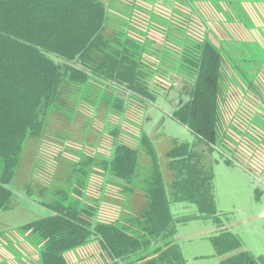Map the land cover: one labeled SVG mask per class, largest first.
I'll return each mask as SVG.
<instances>
[{
  "label": "trees",
  "instance_id": "16d2710c",
  "mask_svg": "<svg viewBox=\"0 0 264 264\" xmlns=\"http://www.w3.org/2000/svg\"><path fill=\"white\" fill-rule=\"evenodd\" d=\"M152 1L0 0V212L14 207L17 190L48 212L17 229L33 264H68L66 253L94 242L108 264H185L177 226L219 221L208 159L218 152L214 145L236 90L251 89L256 100L264 99V61H251L249 74L237 63L236 48L207 38L180 41L168 30L154 47L148 31L133 24L140 13H152L143 4ZM165 1L172 7L175 0ZM180 1L196 12L203 0ZM160 63L173 67L166 90L175 91L177 103L169 101V116L196 143L171 139L163 150L164 141L148 128L140 125L129 137L119 121L108 132L95 131L100 113L107 119L134 103L138 120L159 100L156 87L165 82L154 78L167 71ZM90 82L108 94H88ZM92 131L111 139L110 158L82 151ZM41 158L51 165L48 183L36 180ZM223 162L233 165L225 157ZM92 175L116 188L113 215L98 210L105 199L84 195ZM178 203L196 211L177 217L172 206ZM210 241L220 264H264V256L242 251L239 237L227 230ZM0 264L7 262L0 257Z\"/></svg>",
  "mask_w": 264,
  "mask_h": 264
},
{
  "label": "rangeland",
  "instance_id": "374dc122",
  "mask_svg": "<svg viewBox=\"0 0 264 264\" xmlns=\"http://www.w3.org/2000/svg\"><path fill=\"white\" fill-rule=\"evenodd\" d=\"M224 1L227 0H222L220 5L216 0H212L208 2L212 8L205 7V3L202 4V8H196V12L194 9L196 6H190V9H194L192 12L186 9L189 5L185 6L180 0H175L172 7L165 0H154L151 4L143 2L147 10L150 9L152 13H140L134 18L133 24L138 30L145 28V31H148L153 40H156L154 47H159L158 45L162 43L165 35L161 33L166 30L170 31L172 36L173 34L178 36L180 41L183 38L192 40L207 38L214 45L222 48L232 46L236 48L240 59L237 63L242 64L241 68H248L247 72L250 74L251 61H264L262 46L264 4L256 7L251 2L244 4L246 11L243 10L242 4H232L239 18L235 19L230 17L229 12L227 13L229 8L226 3L223 4ZM200 11L205 12L207 20L204 15H200ZM149 59L151 62L154 60L151 56ZM159 65L162 66L161 69L165 68L167 71L160 76L156 74L157 78L154 80L160 82L161 79L165 83L162 87H156L159 100L149 103L145 113L141 111L143 120L140 119L141 117L137 120V109L134 103L127 102L125 111L120 108L118 114L111 112L108 120L106 114H98L92 123L95 131L108 132L112 128L111 123L116 124L119 121L123 123V133L129 137L136 136L140 125L148 128L156 140L164 141L163 150L168 147V140L171 139L189 144L196 143L195 135L174 122L169 116L168 104L176 95L174 90L169 92L166 90L170 84L168 79L173 67L170 64V67L161 63ZM87 90L90 95L96 92L108 94V90L102 89L94 82L89 83ZM262 90L264 94V85ZM166 91L169 93L168 97H166ZM236 91L238 93H233L236 96L228 99L230 103L227 102V106L231 107L230 115L226 116L224 130L220 132L218 144L214 145L219 153H211L208 159L214 177V205L219 221L215 223L211 219H193L177 226L176 242L183 251L186 264H220L221 258L215 256V249L210 238L222 229L239 237L242 251L254 258L264 256V99L256 100L251 89ZM172 101L174 102L169 104L170 106L177 103V99ZM97 122L100 126L103 123L105 127L98 129ZM102 132L95 136V132L92 131L83 149L80 143H73V146L98 159L106 160L112 154L111 139L107 135L102 136ZM95 137L103 139L99 141ZM224 157L233 162V165L228 166L224 163ZM39 161L36 167L38 173L36 180L48 183L52 175L51 165L47 162L48 158H41ZM90 179L88 180L90 186L84 195L91 199H105L96 206L102 214L113 215L118 207L116 188L109 182L103 185L101 178L97 175H92ZM14 198V207L6 212H0V232H2L0 243L4 244L2 246L0 244V257L7 264H33L34 257L26 252L25 243L21 240L23 236L19 235L17 229L47 216L48 212L37 202L24 197L18 190L14 191ZM195 211L196 206L186 203L172 206V213L177 217L189 216ZM9 243L11 245H8ZM103 255L100 246L94 242L66 253L65 259L68 264H108Z\"/></svg>",
  "mask_w": 264,
  "mask_h": 264
},
{
  "label": "crops",
  "instance_id": "0c3cea01",
  "mask_svg": "<svg viewBox=\"0 0 264 264\" xmlns=\"http://www.w3.org/2000/svg\"><path fill=\"white\" fill-rule=\"evenodd\" d=\"M242 1V2H241ZM208 2H210V1H208V0H206V1H200V3H199V5L197 6V7H201L202 8V6L204 5L205 7H210V8H212V6H210V5H208ZM251 2V4H253L255 7L257 6V5H260V4H264V0H227V1H224L223 2V4L224 3H226V6H228V11H227V9H226V11H227V13L229 12L230 13V17H234L235 19H237V16H236V11L233 9V7H232V4H242L243 5V10L244 11H246V6L244 5V4H249ZM218 3V2H217ZM219 3H220V5H222L221 3H222V0H219ZM218 3V4H219ZM203 4V5H202ZM216 5V4H215ZM254 7V8H255ZM223 11H224V9H223ZM201 13H200V15H204L206 18V20H207V16L204 14V13H202V11H200ZM229 15V14H228ZM231 18V19H232ZM212 42V41H211ZM177 237V236H176ZM176 237H175V242H176ZM176 244H177V242H176ZM177 246H178V244H177ZM179 247V246H178ZM180 248V247H179ZM181 250V249H180ZM182 256H183V251H182ZM184 257V256H183ZM186 264V263H185Z\"/></svg>",
  "mask_w": 264,
  "mask_h": 264
}]
</instances>
